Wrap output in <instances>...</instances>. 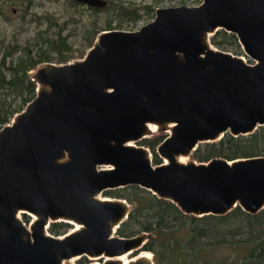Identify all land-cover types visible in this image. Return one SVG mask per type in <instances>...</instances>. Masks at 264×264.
Returning a JSON list of instances; mask_svg holds the SVG:
<instances>
[{"label": "water", "instance_id": "obj_1", "mask_svg": "<svg viewBox=\"0 0 264 264\" xmlns=\"http://www.w3.org/2000/svg\"><path fill=\"white\" fill-rule=\"evenodd\" d=\"M219 30L234 33L254 63L215 48L210 38ZM30 76L36 96L0 129V264L149 252L148 233L117 234L132 206L102 198L110 189L138 185L199 217L264 209V155L181 160L200 144L264 126V0L158 8L140 29L101 31L82 59L45 61ZM152 125L169 133L157 165L135 144ZM20 213L36 219L28 227ZM59 221L77 227L48 233ZM127 264L155 258L140 254Z\"/></svg>", "mask_w": 264, "mask_h": 264}, {"label": "trees", "instance_id": "obj_2", "mask_svg": "<svg viewBox=\"0 0 264 264\" xmlns=\"http://www.w3.org/2000/svg\"><path fill=\"white\" fill-rule=\"evenodd\" d=\"M72 2L83 5L76 0ZM29 3L30 7L32 0ZM109 6L111 4L103 8H90L101 11ZM145 7L151 12L152 7ZM124 14L130 17L134 15L137 19L141 17L132 11ZM61 31L57 34V40L50 41L51 49L57 54L54 58L57 63H67L75 50ZM96 34L97 30H93L86 35L84 48L93 45ZM211 42L225 51H231V46L241 47L237 36L225 30L212 35ZM4 43H0V129L36 96L37 84L32 80L30 71L42 62L52 61L50 52L46 53L43 49L34 56L30 50L20 53L18 45ZM6 87L7 91L4 90ZM166 137L158 135L141 142L151 149L156 165L163 162L157 154V147ZM260 155H264V126L248 135L234 136L228 133L217 141L200 144L192 156L199 162H207L214 157L232 160ZM104 193L126 199L131 204L129 217L117 234L132 237L148 233L145 250L154 254L155 264H264V209L251 214L238 206L225 215L199 217L185 214L172 201L159 198L138 185ZM69 227V223L55 222L52 223L51 232L61 235L68 232Z\"/></svg>", "mask_w": 264, "mask_h": 264}, {"label": "rangeland", "instance_id": "obj_3", "mask_svg": "<svg viewBox=\"0 0 264 264\" xmlns=\"http://www.w3.org/2000/svg\"><path fill=\"white\" fill-rule=\"evenodd\" d=\"M109 2L111 4L109 8L94 11L90 6L74 4L72 0H32L30 7L28 6L30 5L29 0H0V43L4 41L5 45H18L20 53L24 50H30L34 56H37L38 53L42 52L40 49H43L46 53L50 52L52 56L50 62L57 63V60L54 59L57 54L51 49L50 41L57 40L59 38L57 34L62 30V35L67 38V43L73 46L75 50L69 61L71 62L82 59L86 55L89 48L83 47L84 38L93 30H97L98 34L101 31L111 29L135 31L151 22L155 18L158 8L182 5L198 6L202 3V0H109ZM145 6L152 7L151 12ZM14 8L16 13L13 12ZM129 11L141 15V17L137 19L134 15L132 17L125 16L124 13ZM109 23H111V26H109ZM230 50L229 52L248 60L242 47L231 46ZM20 53H17V55ZM7 87L4 89L5 91H7ZM168 134V132L158 129L152 132L147 139H153L158 135L168 136ZM135 144L141 145V142ZM148 149L152 153L151 149ZM185 158L186 161L196 160L193 156ZM101 197L116 198L106 193H103ZM20 218L28 227L35 219L29 214H20ZM51 227L52 224L48 225L46 229L48 233L55 235L51 232ZM75 227H77L75 224L70 223L68 232ZM64 234L55 236L62 237ZM142 250L130 253L129 257L136 258L142 253ZM95 258L92 256H76L72 258V262L73 264H94L96 262L103 264L105 261V258ZM152 258H155L154 255Z\"/></svg>", "mask_w": 264, "mask_h": 264}, {"label": "bare ground", "instance_id": "obj_4", "mask_svg": "<svg viewBox=\"0 0 264 264\" xmlns=\"http://www.w3.org/2000/svg\"><path fill=\"white\" fill-rule=\"evenodd\" d=\"M150 127H151L152 132H155V131L158 130V127H157V126L152 125V126H150ZM181 160L184 161V162H186V158H185V157L182 158ZM70 233H71V231H70V232H67V234H70ZM64 235H66V233H65ZM130 253H131V252H128V253L123 254V255H121V256H119V257H114V258H111V257H105V258H106L107 260H109V259H119V260H121L122 262H124V264H127V263L132 259L131 257H129V256L131 255ZM141 256H144V257H147V258L151 259L153 255H152V253H150V252H142V253H141ZM94 259H96V258L94 257ZM71 263L73 264L72 260H71ZM94 264H101V263L96 262V263H94Z\"/></svg>", "mask_w": 264, "mask_h": 264}, {"label": "flooded vegetation", "instance_id": "obj_5", "mask_svg": "<svg viewBox=\"0 0 264 264\" xmlns=\"http://www.w3.org/2000/svg\"><path fill=\"white\" fill-rule=\"evenodd\" d=\"M108 1H109V0H108ZM109 4H110V2H109ZM109 4H108V5H109ZM84 5H85V4H84ZM13 12L16 13V9H15V8L13 9ZM110 190H114V189H110ZM106 191H107V190H106ZM53 223H55V222H53ZM66 223H68V222H66ZM51 224H52V223H51ZM69 224H70V223H69ZM71 224H72V223H71Z\"/></svg>", "mask_w": 264, "mask_h": 264}]
</instances>
